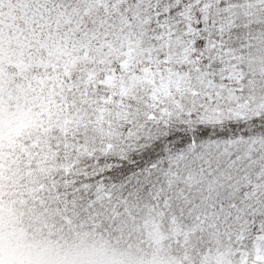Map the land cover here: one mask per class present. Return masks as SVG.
Instances as JSON below:
<instances>
[{
	"label": "snow or ice",
	"instance_id": "6c2138e0",
	"mask_svg": "<svg viewBox=\"0 0 264 264\" xmlns=\"http://www.w3.org/2000/svg\"><path fill=\"white\" fill-rule=\"evenodd\" d=\"M0 264H264V0H0Z\"/></svg>",
	"mask_w": 264,
	"mask_h": 264
}]
</instances>
